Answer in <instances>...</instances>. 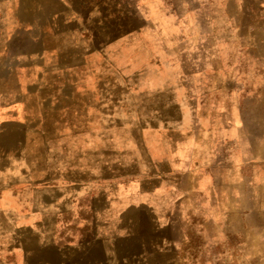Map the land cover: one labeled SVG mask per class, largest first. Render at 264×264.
<instances>
[{
    "label": "rangeland",
    "instance_id": "374dc122",
    "mask_svg": "<svg viewBox=\"0 0 264 264\" xmlns=\"http://www.w3.org/2000/svg\"><path fill=\"white\" fill-rule=\"evenodd\" d=\"M0 264H264V0H0Z\"/></svg>",
    "mask_w": 264,
    "mask_h": 264
}]
</instances>
